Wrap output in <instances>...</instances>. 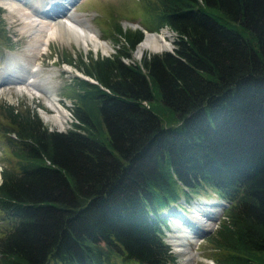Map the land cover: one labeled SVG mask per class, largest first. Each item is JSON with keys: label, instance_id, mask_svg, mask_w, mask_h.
Returning <instances> with one entry per match:
<instances>
[{"label": "trees", "instance_id": "obj_1", "mask_svg": "<svg viewBox=\"0 0 264 264\" xmlns=\"http://www.w3.org/2000/svg\"><path fill=\"white\" fill-rule=\"evenodd\" d=\"M149 13L174 49L126 62L143 33L118 26L124 45L79 67L97 83L71 80V128L2 108L0 264H175L162 210L201 192L227 203L216 262L264 264V0Z\"/></svg>", "mask_w": 264, "mask_h": 264}, {"label": "rangeland", "instance_id": "obj_2", "mask_svg": "<svg viewBox=\"0 0 264 264\" xmlns=\"http://www.w3.org/2000/svg\"><path fill=\"white\" fill-rule=\"evenodd\" d=\"M55 1L62 6H65L64 3H66L68 13H73L79 24L84 28L96 31L102 40L110 44L111 50L106 55H103L99 49L100 53L98 54L92 50V46H89L85 50L82 45H77L74 41H65L58 37H53L50 39L45 50L40 54L34 55L27 48L29 41L34 40L30 35L34 29L24 26L25 22L19 17V14L9 12L0 5L3 10L0 20V77H8L7 82L0 83V181L2 171L6 168H11L14 163L10 150L6 146V139L1 133L6 124V120L2 116L4 112L2 110L3 107L11 105L20 111L36 112L49 130L65 131L71 128L74 122L72 110L75 102L71 94L72 86H69L73 83L71 80L74 77V73H83L79 69L82 63L88 64L91 59L113 55L122 42L124 45L123 38L117 34L118 26H122L124 32H134L139 29L147 32H160L162 29L167 30L169 31L167 39L170 42V47L165 51H172L174 49L177 38L176 33L168 26L161 27L158 30L154 29L157 20L150 15L149 10L153 11L156 0H74L72 1L73 3H67L64 0ZM40 2L42 1L40 0ZM63 10L66 11L65 8ZM136 47L131 52V59L125 58L126 62L133 60L139 62L144 56L149 57L157 54L145 51L140 58H136ZM34 63H38L39 68H42L40 77L47 78V89L56 96L60 105L65 108V114L66 112L68 114L67 124L64 128L57 127L51 121H45L41 115V109H44L48 113L51 112L44 105L45 100L43 102L41 97L30 95L23 89V91H20L18 85L22 84L21 81H12V77L8 76V74L19 72L20 69L21 72L23 67L30 69ZM17 64L21 68L17 67ZM182 200L180 199L178 204L170 205L162 210L163 213H166L169 226L168 229H164L166 235L164 240L167 242H169L170 234L173 235L175 233L174 225L178 219L177 216H180L181 212L190 215L191 211L195 210L198 204H207L208 206L203 207L205 209L211 208L213 204L221 213L218 220L212 222L213 226L209 227L211 232L208 235L204 234L207 229H202L206 230L204 232L199 229L192 233L194 235L193 238H187L182 241L183 251L181 254L169 242L170 244L168 245L175 256V264H218L214 258L213 245L207 237L218 228L226 205H219V198L213 192L206 194L202 192L197 193L190 197L189 202L185 201L186 204L181 203ZM184 217L188 220L186 216ZM181 225L184 226V224ZM7 226L5 221H0V235L7 230ZM113 259V264H133L123 262L120 257Z\"/></svg>", "mask_w": 264, "mask_h": 264}, {"label": "bare ground", "instance_id": "obj_3", "mask_svg": "<svg viewBox=\"0 0 264 264\" xmlns=\"http://www.w3.org/2000/svg\"><path fill=\"white\" fill-rule=\"evenodd\" d=\"M0 0V5L9 12L19 14L23 19L26 27L34 29L31 32L33 41H29L27 48L30 53L37 55L46 49L51 38L58 37L65 41H74L77 45H82L85 50L92 46V50L96 53L106 55L111 50L110 44L102 40L96 31L86 29L74 17L73 13H68V7L58 4L55 0ZM67 3L70 0H64ZM65 8L66 11L63 10ZM27 29V28H26ZM169 31L162 29L160 32H147L143 39L137 44L135 57L140 58L145 51L150 53H161L170 47V42L167 39ZM101 39V40H100ZM42 41V43H41ZM102 41V42H101ZM41 43V45H40ZM31 44V45H30ZM22 65V64H21ZM30 69L22 68V71L15 74H8L12 77V81H21L18 85L20 91H25L30 95H37L43 99L44 105L51 112H46L41 109V115L45 121H51L57 127L64 128L67 124L68 114L66 118L65 108L60 105L56 96L47 88L46 77H40L41 67L38 63L31 65ZM17 67H20L17 64ZM21 68V67H20ZM69 70V69H67ZM8 77H0V83L7 82ZM23 89V90H22ZM54 95V96H53ZM195 210L191 211L190 215L180 213L175 222V233L170 234L169 242L179 252L183 251V242L187 238H193L192 234L196 230L209 229L213 226L212 222L218 220L220 211L213 204L211 208H203L207 204H198ZM186 216L188 220L184 217ZM181 224H184L182 226ZM181 225V226H180Z\"/></svg>", "mask_w": 264, "mask_h": 264}, {"label": "water", "instance_id": "obj_4", "mask_svg": "<svg viewBox=\"0 0 264 264\" xmlns=\"http://www.w3.org/2000/svg\"><path fill=\"white\" fill-rule=\"evenodd\" d=\"M144 35H145V32H144ZM74 75L82 78L83 80L89 81L91 83H97L93 78H91L89 76H86V75H84L82 73L76 72V73H74ZM181 203H184L185 204V202L183 200L181 201ZM201 231L204 232L206 230H201ZM210 232H211V229H207V231L204 234L208 235Z\"/></svg>", "mask_w": 264, "mask_h": 264}]
</instances>
